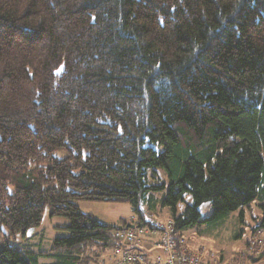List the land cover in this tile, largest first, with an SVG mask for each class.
<instances>
[{"label":"trees","instance_id":"1","mask_svg":"<svg viewBox=\"0 0 264 264\" xmlns=\"http://www.w3.org/2000/svg\"><path fill=\"white\" fill-rule=\"evenodd\" d=\"M255 199L264 229V0H0V264L119 247L78 201L180 232ZM46 209L69 235L11 245Z\"/></svg>","mask_w":264,"mask_h":264},{"label":"rangeland","instance_id":"2","mask_svg":"<svg viewBox=\"0 0 264 264\" xmlns=\"http://www.w3.org/2000/svg\"><path fill=\"white\" fill-rule=\"evenodd\" d=\"M162 181H167L165 172L162 169H157ZM166 190L157 194L158 199L165 196ZM79 209L84 213L92 214L98 221L102 223L112 224L116 226L127 224L131 213V207L127 203L113 202H97V201H78L76 202ZM260 202L255 199L249 205L240 207L239 209L229 213L223 219L213 223H201L183 227L180 233L187 240V244L193 250L204 247L207 250L214 252L221 260L229 259L230 257H240L245 248L247 241L252 235V231L256 229L262 218L263 212L259 206ZM183 205L177 206V213L183 210ZM200 219L203 220L212 214V204L206 202L199 208ZM152 214L155 221L171 220V210L168 207H163L160 201L154 205ZM68 223L64 217H50L49 210L44 212L41 225L29 229L24 236H17L15 242L11 245L21 248H28L33 252L50 253L56 238L67 237L68 231L61 229L58 226H63ZM262 238L264 240V229ZM143 242H150L145 240ZM142 242V243H143ZM138 248L142 251V244ZM152 243V242H151ZM154 245V244H152ZM143 252V251H142ZM148 259H153L151 256L143 252ZM163 255V252L160 250ZM107 253H104V256ZM263 259L261 264H264V243L262 249ZM88 256V253H87ZM57 260V256L53 252L47 257L40 258V264L53 263ZM101 263L110 264L107 256ZM252 264V263H246Z\"/></svg>","mask_w":264,"mask_h":264},{"label":"built area","instance_id":"3","mask_svg":"<svg viewBox=\"0 0 264 264\" xmlns=\"http://www.w3.org/2000/svg\"><path fill=\"white\" fill-rule=\"evenodd\" d=\"M152 214L145 213L149 225L138 223L136 215H131L128 223L133 228L122 227L112 232L119 247L107 251L110 264H261L264 240L260 228L254 229L240 257L221 260L214 252L204 247L193 250L187 240L176 230L172 220L155 221ZM141 224V227L137 225ZM145 240L159 247L162 254L148 259L138 248ZM144 243V242H143ZM142 243V244H143Z\"/></svg>","mask_w":264,"mask_h":264},{"label":"crops","instance_id":"4","mask_svg":"<svg viewBox=\"0 0 264 264\" xmlns=\"http://www.w3.org/2000/svg\"><path fill=\"white\" fill-rule=\"evenodd\" d=\"M130 216H129V218H130ZM160 250L161 249L159 247L153 246L151 244V242H144L143 245H142V251L147 253V254H149V255H151V256L161 254ZM105 252L107 253V251L98 250L96 248L92 249V253L94 254V257H96L98 259V261L100 260L101 263H104L103 260L106 257V255L104 256ZM88 256H91V254L89 253Z\"/></svg>","mask_w":264,"mask_h":264},{"label":"water","instance_id":"5","mask_svg":"<svg viewBox=\"0 0 264 264\" xmlns=\"http://www.w3.org/2000/svg\"><path fill=\"white\" fill-rule=\"evenodd\" d=\"M137 226H138V227H141V224H138ZM125 227H126V228H133L134 225H133V224H126ZM121 228H122V226H118V229H121Z\"/></svg>","mask_w":264,"mask_h":264}]
</instances>
